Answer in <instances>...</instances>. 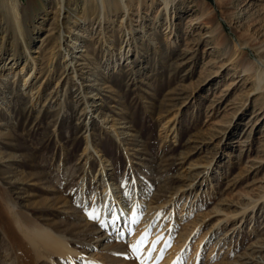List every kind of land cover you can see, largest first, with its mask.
Masks as SVG:
<instances>
[{"label":"rangeland","instance_id":"1","mask_svg":"<svg viewBox=\"0 0 264 264\" xmlns=\"http://www.w3.org/2000/svg\"><path fill=\"white\" fill-rule=\"evenodd\" d=\"M169 2L0 15V264H30L11 202L79 251L37 264H264V0ZM140 200L138 226H100Z\"/></svg>","mask_w":264,"mask_h":264},{"label":"bare ground","instance_id":"2","mask_svg":"<svg viewBox=\"0 0 264 264\" xmlns=\"http://www.w3.org/2000/svg\"><path fill=\"white\" fill-rule=\"evenodd\" d=\"M45 1H49L51 2V4L54 2V0H26V1L25 0H0V15H4L3 17H5V19H7L10 23H13L15 29L17 30V28L21 27L22 22L23 21L26 22L27 18L33 14L34 10L38 8L43 9L44 7L43 3ZM57 1L59 2V9L61 10V13H62V9H64V7L66 6L64 3L65 0H57ZM169 3H170L169 0H166V6H169ZM77 9H78V4L73 10L76 12ZM45 14L47 15V13ZM57 28L59 27L56 26L55 30H57ZM58 31H60V37H61L60 40H61L64 34L62 27H60ZM49 36L50 34H48V37ZM74 43L76 44L77 40H75ZM29 50L30 48L28 47V51ZM29 53L31 52L29 51ZM12 56L11 57L13 58L14 62L12 63L10 67L14 68V66L18 62L19 56L16 51L12 53ZM69 56H71V53H69ZM13 60H11V62ZM9 63L10 62L7 63V61H5L4 66L8 67ZM259 63L261 65L260 66L261 67L260 68L261 69L260 70L261 79L259 82H261V80H263L264 78V61H261ZM89 145L92 147L90 143ZM144 202L145 201L143 200L136 201V202L134 201V203L131 204L130 207H129L130 203L126 207L124 206L122 202L113 203V202L105 201L103 204V209L100 214V220H99L100 226L106 228L108 232L120 230L122 227H123L122 230L125 232L126 229L130 225L133 227H135L136 225L138 226V223L140 221L146 219L145 216L148 214L147 212L151 208L150 201L145 202V203ZM8 207H9V212L11 213V216L13 217V221L15 222L13 223V226H12L13 234L17 236L19 234L18 232L20 231V234L22 236V241L24 243V248L26 249L25 252L28 253L29 255L28 262L30 264H37L38 257L41 256L40 254H41L42 249L43 251L46 250L48 252V256H47L48 258H51L53 255H57L59 257H64V256L71 257L79 253L78 250H76L74 247L71 246L69 239L65 234L58 232L56 229H54L51 226L40 223L39 221L35 220L29 214H25V215L21 214L18 211L17 204L14 202L9 203ZM146 209H147V212H144V210ZM219 210L220 209L217 207L214 208V211L216 213H218ZM138 231H139V227L137 228V232ZM135 244H137L136 239H134L133 241V245ZM149 247L150 246L148 245L147 246L139 245V249L142 250V253L145 256L147 255L149 251ZM172 254L173 252H169L168 254H165V255H168L167 261L165 262V264L167 263L171 264V262L173 261L172 258L175 257V255H172ZM153 255H154L153 259H155L157 252L154 253ZM21 262H18L17 264H20ZM13 264H16V263H13ZM150 264H157V263L151 261Z\"/></svg>","mask_w":264,"mask_h":264},{"label":"snow or ice","instance_id":"3","mask_svg":"<svg viewBox=\"0 0 264 264\" xmlns=\"http://www.w3.org/2000/svg\"><path fill=\"white\" fill-rule=\"evenodd\" d=\"M88 216L90 219H97V216L92 212H89ZM148 234L149 233L147 231L145 233H143L140 240L137 241V244L132 245L133 251H139V245L143 244V243H147L146 237ZM161 239H163L161 236H157L156 240L151 242L153 245L151 251H155V245L158 244L161 241ZM137 258H139V257H137ZM149 259H151V255H149ZM141 264H143V262H141Z\"/></svg>","mask_w":264,"mask_h":264}]
</instances>
